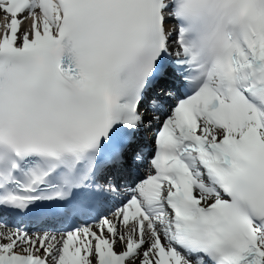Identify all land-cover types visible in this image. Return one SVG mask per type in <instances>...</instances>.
I'll list each match as a JSON object with an SVG mask.
<instances>
[{
	"label": "snow or ice",
	"instance_id": "snow-or-ice-1",
	"mask_svg": "<svg viewBox=\"0 0 264 264\" xmlns=\"http://www.w3.org/2000/svg\"><path fill=\"white\" fill-rule=\"evenodd\" d=\"M0 16V264H264V0Z\"/></svg>",
	"mask_w": 264,
	"mask_h": 264
},
{
	"label": "bare ground",
	"instance_id": "bare-ground-1",
	"mask_svg": "<svg viewBox=\"0 0 264 264\" xmlns=\"http://www.w3.org/2000/svg\"><path fill=\"white\" fill-rule=\"evenodd\" d=\"M2 27H3V19H2V16H0V32H1Z\"/></svg>",
	"mask_w": 264,
	"mask_h": 264
}]
</instances>
